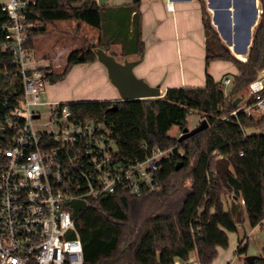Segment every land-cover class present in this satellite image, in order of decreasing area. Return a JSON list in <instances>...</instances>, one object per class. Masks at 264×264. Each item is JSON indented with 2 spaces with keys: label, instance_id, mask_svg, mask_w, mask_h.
<instances>
[{
  "label": "trees",
  "instance_id": "1",
  "mask_svg": "<svg viewBox=\"0 0 264 264\" xmlns=\"http://www.w3.org/2000/svg\"><path fill=\"white\" fill-rule=\"evenodd\" d=\"M197 1L205 34V64L223 59L237 68L226 95L223 81L214 80L206 71L203 86H174L158 97L117 100L113 110H109L114 102L110 99L68 102L76 117L104 118L112 125L111 136L124 162L143 159L152 147L177 143L170 129L177 126L180 132L188 127L191 110L208 123L206 129L178 143L182 156L175 148V157L160 163L159 191L134 195L118 190L97 197L90 206L76 205L75 227L84 264H174L175 259L185 260L194 248L201 264H211L218 247L227 248V232L237 231L245 215L253 227L264 219V111L256 116L239 112L237 118L222 119L237 107L234 101L243 99L239 93L264 69V0H259V20L244 59L236 57L222 40L205 1ZM139 7V0L107 6L96 0H30L25 46L32 50L38 38L64 31L62 21L82 22L93 32L92 37L81 35L84 45L70 51L60 67L40 68L49 82L63 79L76 63L98 60V47L108 53L117 44L121 55L140 57L144 42ZM6 23L7 13L0 6V27ZM4 40L0 30V100L22 89ZM255 99L248 94V103ZM241 149L243 155H239ZM178 161L183 163L179 168ZM225 193L232 198L226 209ZM196 226L201 229L196 231ZM237 243V252L246 250V242ZM254 259L253 264H264V255Z\"/></svg>",
  "mask_w": 264,
  "mask_h": 264
},
{
  "label": "built area",
  "instance_id": "2",
  "mask_svg": "<svg viewBox=\"0 0 264 264\" xmlns=\"http://www.w3.org/2000/svg\"><path fill=\"white\" fill-rule=\"evenodd\" d=\"M29 2H0L7 13V23L0 27L3 47L13 55L22 86L21 92L0 100V264H84L76 205L90 206L118 190L134 195L159 191L160 163L174 158L175 148L179 156L184 151L178 140L170 147H152L143 159L124 162L112 125L104 118L76 117L65 101H45L47 119L42 121L41 95L49 78L40 70L46 64L30 59L25 46ZM231 82L223 79L225 95ZM248 93L255 101L246 99L222 119L264 111V72L250 83ZM174 264H201L197 248Z\"/></svg>",
  "mask_w": 264,
  "mask_h": 264
},
{
  "label": "crops",
  "instance_id": "3",
  "mask_svg": "<svg viewBox=\"0 0 264 264\" xmlns=\"http://www.w3.org/2000/svg\"><path fill=\"white\" fill-rule=\"evenodd\" d=\"M130 1L104 0L103 5H123ZM204 1L212 24L223 41L236 57L244 59L249 51L251 31L259 20L258 0ZM139 2L144 53L140 57L132 53L124 55L123 58L138 60L134 66L136 76L142 77L151 85L159 84L163 94L169 87L203 86L206 71L216 81H220V75L224 72L237 74L235 65L227 60H211L205 64V34L199 1L139 0ZM72 22H61V27L62 23H68L70 25L68 28L72 29L71 33L69 29L68 31L63 29L64 33L72 34L73 28L80 26V23L72 25ZM92 34L93 32H90V36ZM100 63L98 60L90 62L93 75L85 79L94 81L95 78L101 80L105 78L106 68ZM116 90V87H112L108 91L107 99H94H117L119 96ZM224 207L227 208L226 205Z\"/></svg>",
  "mask_w": 264,
  "mask_h": 264
},
{
  "label": "rangeland",
  "instance_id": "4",
  "mask_svg": "<svg viewBox=\"0 0 264 264\" xmlns=\"http://www.w3.org/2000/svg\"><path fill=\"white\" fill-rule=\"evenodd\" d=\"M0 2H4V0H0ZM257 4L259 9V0L257 1ZM77 22L78 21L72 22V25H75V23ZM78 23H80V26L76 27L78 28L79 33L68 34L64 33V31L59 33L51 32L44 35L43 37L38 38L36 40L34 49L29 51V58L36 60L41 65H44V63H50L52 67H60V65H62L66 61L70 51L79 49L84 45L81 36L82 34L88 37H92L90 36L87 25L82 22ZM68 27H70L68 23H62V28L66 31H68L69 29L71 33L72 29ZM75 28H73V30H75ZM119 50V45L113 44L110 46L108 52H114L115 54L113 55L115 56V58L118 61L122 62L124 60V56L121 55ZM91 72L92 68L90 62H79L72 66L68 74L60 81L48 82L45 85L46 89L44 93L41 95V101L45 103L40 106L42 108V121H45L47 119L46 109L48 103L45 102L47 100L58 102H72L77 100H93L94 98L107 99L108 91L115 86L110 83L106 71L105 78L103 80L98 78H95L94 81L85 79L86 77L93 75ZM261 72H264V70H261L260 73ZM204 75H206V72ZM220 76V81H223L225 76L232 78L233 74L224 72ZM239 94L243 97V99L239 101V104H241L247 99V96L249 94L248 88L242 90ZM261 112L263 111L255 112L253 115H259ZM200 120V114H198L196 110H191V112L188 113L187 117L188 128L195 126L200 122ZM170 133L173 136L178 137V127H172L170 129ZM223 200L224 205L228 207L232 200L231 195L229 193H225L223 196ZM237 227V231L227 232L229 244L227 248H218V252L212 259L213 261L211 262V264H248L245 256L264 255V219L261 221V223H258V225L253 227L250 226L245 215L243 217L242 223ZM243 239L244 242L247 243V247L245 251L239 253L237 252V242Z\"/></svg>",
  "mask_w": 264,
  "mask_h": 264
},
{
  "label": "water",
  "instance_id": "5",
  "mask_svg": "<svg viewBox=\"0 0 264 264\" xmlns=\"http://www.w3.org/2000/svg\"><path fill=\"white\" fill-rule=\"evenodd\" d=\"M100 5L104 4V0H97ZM97 54V59L106 68L107 76L111 84H113L117 91L119 97L114 99L113 104L110 106L109 110L116 108L117 100L126 99H141L142 97H158L161 96L160 85H151L147 83L142 77H138L135 74L134 66L138 63V60L125 58L122 62L118 61L115 56L111 53H107L101 48H95ZM240 97L234 101V104H238ZM208 123L205 119H202L198 124L192 126L191 128L185 127L178 135L177 139L179 141L190 138L192 135L206 129ZM182 161H178L177 168L182 165ZM248 264L254 263V256H245Z\"/></svg>",
  "mask_w": 264,
  "mask_h": 264
}]
</instances>
